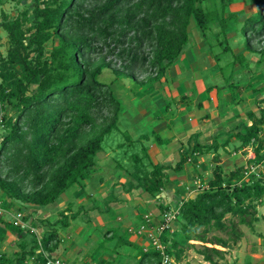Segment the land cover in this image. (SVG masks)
Segmentation results:
<instances>
[{"label":"trees","instance_id":"1","mask_svg":"<svg viewBox=\"0 0 264 264\" xmlns=\"http://www.w3.org/2000/svg\"><path fill=\"white\" fill-rule=\"evenodd\" d=\"M28 1L32 4L29 13L22 9L8 17L0 9V29L7 44L4 55H0V126L5 131L0 137V208L8 211L17 203V210L25 207L33 211L57 205L61 196L69 199L64 208L56 210V215L40 219V238L37 240L33 233L30 245L22 238V228L10 221L3 222L0 217V227L16 236L17 247L9 255L0 252V264H25L27 260L44 264V253L52 252L59 243V228L67 227L68 220H75L83 209V205L72 203L69 193L73 196L101 184L110 187L108 195L112 199L115 185L125 192L140 190L153 200L160 224L164 214L175 212L168 227L157 234L165 255L179 260V245L192 239L200 243L195 253L204 262L215 264V258L222 259L228 243L233 244L240 237L232 221L224 224V216L235 217L237 224L252 226L256 220L254 207L264 198V172L260 176L238 167L222 176L218 152H227L228 147L235 152L251 146L252 164L263 163L264 106L257 105L263 104L264 98L253 97L257 114L247 109L244 119L233 125V132L223 128L208 144L199 141V132L190 134L185 144L179 146L178 160L171 166L152 163L146 152L150 143L165 146L169 139L153 131L147 133L145 127L135 132L132 139L127 130H119L121 103L98 77L106 69L116 80L136 83L137 91L153 89L161 79L168 84L172 78L167 71L188 45L187 27L192 24L201 39L206 40L207 33L212 38L213 44L207 42L205 49L211 53L218 77L224 83L205 84L203 92L216 89L219 97L221 87L228 93L226 102L237 104L243 100L239 94L241 85L226 69L233 72L236 62L238 69L248 70L247 58L242 53L228 56L232 52L225 37L226 30L237 21V12L226 11V4L216 5L215 0ZM251 1L256 4L255 15L243 19L240 31L245 36L243 49L257 56V68L264 63V40L256 43L257 48L251 43L264 37V0ZM213 25L215 31L211 30ZM52 38L55 42L46 50L44 45ZM223 55L226 59L221 63ZM135 71L144 73L145 78L136 80ZM238 79L241 81V76ZM243 86L252 95L257 93L251 82ZM178 90V98L169 99L175 105L187 107L191 99L180 91V86ZM170 103L165 100L161 113L171 110ZM195 107L201 108L199 101ZM153 116L158 119L160 115L155 112ZM116 132L126 143L116 144L122 157L112 158L113 165L106 168L109 178L105 179L102 168L94 167V157L102 151L104 138ZM201 155H209V162L214 165L211 178L193 196H184L185 187L174 186L167 170L179 173L190 159ZM95 170L97 177L92 178ZM170 186L179 199L173 204L160 202L158 195ZM26 218L23 216L22 220ZM212 231L223 232L226 238L207 237ZM125 237L105 229L100 248L92 252L103 250L104 240L115 239L113 249L117 253L121 245H132ZM185 246L193 248L187 242ZM147 247L150 248L137 247L136 264L159 263V251L151 244Z\"/></svg>","mask_w":264,"mask_h":264},{"label":"rangeland","instance_id":"2","mask_svg":"<svg viewBox=\"0 0 264 264\" xmlns=\"http://www.w3.org/2000/svg\"><path fill=\"white\" fill-rule=\"evenodd\" d=\"M216 5H218L219 2L226 4V11L230 12H237L238 18L235 23V25L225 32V37L229 42V47L231 49L232 53H227L228 56H233L237 53H242L247 58V66L248 70L243 71L238 69L239 64L236 62L234 63L232 67V71L226 69L227 72L231 73L232 76H236V83L241 85L239 87V94L241 96H244V107L247 108L250 106L251 110L257 109V107L262 106V103H259L257 107L253 106L252 101L254 102L253 97H257V99L264 98V63H262L259 67L255 68L254 62L256 61L257 56L255 54H247V52L243 49L244 46V40L245 36L244 33L241 32L242 28V21L243 19L247 18L248 16L255 15L256 12V4L252 2L251 0H215ZM258 3L262 0H257ZM209 3V2H208ZM32 7V4L28 0H2V3H0V9L3 10L7 14L8 17H13L17 12H19L22 9H27L28 13L30 12V9ZM256 17V16H255ZM255 17L253 21L255 20ZM247 27H250L249 24H246ZM212 31H215V25L211 27ZM187 32L189 34L188 36V45L184 48L181 56L180 61L179 59L175 61L172 65V67L169 68V71H167L168 77L172 78L174 82L170 86L169 84L163 83V81H160V87L161 89L158 90L157 85H155V92L152 93L151 96L147 95L146 90H136V83L133 81H130L129 79H119L116 80L114 76L110 73V71L104 69L102 70L100 76L98 77V80L103 84H108L110 89L113 91L114 96L119 100L120 104V112H119V122L117 127L122 132L127 130V133L130 135L131 139L136 137L135 132L137 133L140 130H143L142 128H146V132L148 133L152 128L147 124L154 120L155 117L153 116V113L151 114V110L149 111L146 109V105L151 103L154 105L157 109L158 103L156 99H158V92L163 97L166 98V100H170V107L172 109L171 114L164 113L165 116H169L165 118L162 116V121H166L167 119H171L173 115H175V103L172 99H169L168 96L174 97V99L178 98V95H176V86L178 85L176 81H182V90L184 91V94L186 96L190 95V87L193 84L196 92H201L203 90V87L201 85V80L203 84H217L218 86H224L223 79L221 77L216 78V80L213 82V80L210 79L211 74H217L216 68L212 67V56L211 53H209L205 49V44L207 42H212V38L210 37L209 33L208 37H206V40H203L200 38L198 33L193 29L192 24L187 27ZM264 40V37L255 38V40H252V47H258L256 44L258 41ZM55 42V39L52 38L49 40L44 46L45 49L48 50L52 43ZM6 37L5 34L0 29V55L3 56L6 50ZM192 49V50H191ZM195 54L198 58H195ZM233 54V55H232ZM226 55H223L221 63L226 59ZM195 58V59H194ZM109 60V59H108ZM111 62H115L114 59H110ZM227 61H230V58L227 59ZM186 69V71H185ZM208 69V70H206ZM212 70V72H209ZM185 71V72H184ZM182 73V75H180ZM241 76V81L238 79V77ZM135 78L136 80H142L145 78V74L141 73L139 71H135ZM175 78V79H174ZM201 79V80H200ZM200 80V83H199ZM251 82L252 87L255 88L257 93L255 95H252L251 91L244 90L243 85H245L246 82ZM197 85V89H196ZM221 89V87H218ZM132 91H131V90ZM158 90V92H156ZM137 91V92H136ZM216 89L211 90L208 94L203 93L201 94L199 100H204L202 103L203 108L210 114L211 117H213V106L215 105V92ZM221 92V91H220ZM133 93H136L133 95ZM221 94V93H220ZM227 94V93H226ZM225 95V94H224ZM227 96V95H226ZM225 96L226 100L227 97ZM210 97L211 104L205 103L207 99ZM140 98V99H139ZM194 101V100H193ZM196 102V101H195ZM148 103V104H147ZM165 103V102H164ZM193 103V102H192ZM243 104V103H242ZM255 105V104H254ZM243 107V108H244ZM155 109V108H154ZM199 114L201 111H198ZM158 115H161V111L157 112ZM257 114V111H256ZM192 118H191V117ZM186 122L189 125L188 131L184 133V135H181L180 137L182 140L185 138V136H188L191 132H199V141L203 142V140H206V143H210V134L214 133L217 129L216 125L213 123H210V121L202 120L197 121L193 117V111L189 112L186 115ZM1 125V124H0ZM135 126V128H134ZM235 127L231 128V132H233ZM4 130L0 126V137L4 135ZM162 137H167L169 140L171 139L172 135L169 132H164ZM175 139V138H174ZM185 140V139H184ZM124 142L126 143L125 138L119 133H111L110 136H107L104 138L102 143V151L97 153L94 157L95 168L101 167L102 172L101 174L103 176L106 175L107 171L106 168L109 166H112L113 163H111L112 158H119L122 157V150L117 149L115 146L118 143ZM230 143H234L233 139H229ZM173 143V141L171 142ZM151 144V143H150ZM149 144V145H150ZM153 144V143H152ZM147 148V154L149 155L150 159L153 163H163V164H170L171 166L174 165V163L178 160V148L179 143L175 145V142L173 145H168L165 147H156V145H150ZM176 147V149H175ZM230 148L228 147L226 149L227 152H223L219 150L218 152V166L220 167V171L222 173V176H227L228 172H231L232 170H235L238 167H242L245 169V171H250L252 174H258L260 176L263 175L264 172V161L258 166H255L253 163L254 160V154L252 152L251 146H246L243 149L236 150L235 152L229 151ZM229 151V152H228ZM165 154V155H164ZM209 155H201V156H195L192 159H190L189 162L184 164L183 169L179 173H174L170 170H167V173L170 175L169 180L171 183H174V186H184L185 191L184 196H193L196 191L199 189H202L205 187V182L211 178V168L214 165H211L209 162ZM96 170L92 172V178L97 177L96 176ZM109 178V176L106 175L105 179ZM246 180V177L244 178V181ZM122 182V180H121ZM170 188V189H169ZM168 189L163 190L158 196L160 198V202L167 203V204H173L176 202L179 198L175 197V193H173V189L170 186ZM86 192L83 190L79 192L74 193L72 196L71 193L70 199L72 200V203L74 205L80 204L82 201L86 200ZM1 194V192H0ZM182 195V194H181ZM72 196V197H71ZM125 198H129V196L124 195ZM135 196V195H134ZM69 199L68 196L64 195L61 196V201L57 205H51L47 207L42 208H36V209H26L25 207H21L22 210H17L16 204L11 206L8 211H4L2 208H0V217L4 219L3 222H9L12 217H14V214L19 212L24 217L26 216V220L24 223V227H22L23 232V239L28 243L27 245H30L29 241L32 238L31 235L28 232V228L30 226V222H32L34 229H36V234H34L36 237L40 238V233L38 232V228L41 224V218H47L48 216H51V214L56 215V210H60L64 208L65 203ZM138 202L137 200H134V203ZM172 202V203H171ZM140 203V201H139ZM2 205L1 199H0V206ZM112 206V205H110ZM121 209L123 210V205H120ZM172 208V207H170ZM255 209V218L256 220L252 222V226L249 228L245 225L237 224L236 218L225 215L223 222L225 225H229L230 221H232L235 224L236 231L240 233V237L236 239L235 243L231 244L228 243V248L223 253L222 259H214L215 264H264V198L261 199L259 203H257L254 207ZM156 208L152 207L150 204L148 205V211L147 212H153L156 213ZM170 210V209H169ZM172 210V209H171ZM117 211L115 212V214ZM114 213H108L105 215H97L94 214L93 218L90 219V224H98L100 223V220H103V222L108 223L110 221L112 215ZM123 218V217H122ZM120 218L122 226L126 225V228L128 229L131 227V224H128V219H122ZM149 218V216H148ZM43 220V219H42ZM92 221V222H91ZM134 223L133 225L136 227L138 223V218L133 219ZM153 221V220H152ZM153 222L156 223V220ZM109 224V223H108ZM111 224V223H110ZM114 224V223H113ZM86 225V221L84 219L74 220L70 221L68 220V225L65 228V230H62L59 228L58 230V238L59 243L54 250L53 255L50 258L51 260L58 258H64V256L67 255L68 257V264H92L91 260L89 258V255L91 254L92 250L96 251V248H100V243L102 242V236L100 238H97L95 241V236L90 235V239L88 241H82L80 238V234L83 231L84 226ZM111 230L114 228L109 227ZM0 252H4L5 254L9 255L11 252L16 251L17 247L14 243L16 236L14 234H11L5 230H2L0 227ZM27 229V232H26ZM90 229H94L91 227ZM160 229L159 225H153L151 230L145 231L144 226L143 229H140L138 227L139 232L145 233L146 237H139L140 239H137V241L142 243V245L146 248L151 242L152 238L157 239L158 230ZM101 229L95 228V234H102ZM115 229L112 231L114 232ZM131 230V228H130ZM105 231V228L103 229ZM145 231V232H144ZM121 232V230L119 231ZM124 234V233H122ZM211 235H217L223 239L226 238V234L219 231H212L207 234V237H210ZM132 239V237H131ZM101 240V241H100ZM158 240V239H157ZM95 241V242H94ZM100 241V242H97ZM191 244L193 248L186 247L185 243ZM200 243L195 240H188L183 241L179 245V247L182 248L181 256L179 260H174L172 257L169 256V258L172 261V264H208L204 262L200 255L195 253V249L199 247ZM206 246H209L208 244H205ZM217 247V246H215ZM94 248V249H93ZM140 248V247H139ZM150 247H147L149 249ZM138 249V248H134ZM219 249V247H217ZM220 250H222L220 248ZM137 251V250H136ZM56 256V257H55ZM102 256V255H101ZM100 256V257H101ZM102 259H105L106 256L101 257ZM108 259V258H107ZM106 259V260H107ZM66 261V260H65ZM136 259L133 256H127L125 264H136ZM25 264H36V262L32 261H26ZM107 264V263H103Z\"/></svg>","mask_w":264,"mask_h":264},{"label":"crops","instance_id":"3","mask_svg":"<svg viewBox=\"0 0 264 264\" xmlns=\"http://www.w3.org/2000/svg\"><path fill=\"white\" fill-rule=\"evenodd\" d=\"M195 58H196V60L200 59L196 56V54H195ZM177 60H175V61H177ZM179 61H180V59H179ZM212 64H213V62H212ZM212 67L215 68L214 64ZM206 70H208V69H206ZM185 71H186V69H185ZM209 72H212V70H210ZM216 72H217V70H216ZM180 75H182V73H180ZM216 78H218V74H214V73L211 74L210 79L213 80V82L216 80ZM161 80L163 81V79H161ZM183 80L182 81H176L178 84L176 86V90H175L176 95H179V93H180L178 90V87L183 86L182 85ZM200 80H199V83H200ZM173 82H174L173 79L170 82H168L169 86H170V83L172 84ZM163 83H164V81H163ZM193 84H194V82H193ZM193 84L190 87V95H189V98L191 99L190 105H188L187 107H181V106L175 105V107H174L175 108V115H173L171 119H167L166 121H162L161 120L162 116H164L165 118H167L169 116L168 115L165 116L164 113H161V115L159 116L158 119L151 120L147 124V126L149 125L152 128L150 131L157 133L161 138L168 139L167 137H162L164 132H169L172 135L171 139L169 140V142L165 146L173 145L174 142H175V145H177L179 143V146L181 144H185L188 136L193 133V132H191L188 136H185V138H184L185 140L184 139L182 140V138L180 137L181 135H184V133H186L188 131L189 125L186 122V120H187L186 115L189 112L193 111V117L197 121L207 120V121H210V123H213L214 125H216L217 129L214 133L210 134V138H211V137L217 135L220 132V130L223 128L225 131L229 130L228 132H231L230 130L233 127V125L238 123L240 120L244 119V112L247 109L251 110L250 106H248L247 108L244 107L245 106L244 102H243L244 96H241V95L240 96L243 100L237 104L226 102L228 100H226L225 96L226 95L228 96V93H227L226 89H223V90H221V92H220L221 94H219V97H217V95H216L217 93H215V95H214L216 98V100H215L216 102H215V105L213 106L214 115H213V117H211L210 114L202 106V103L204 102V100H202V99L199 100L201 94L204 93L203 91L205 89V84H203L202 80H201V85L203 87V90L201 92H198V93L196 92ZM155 85H157L158 90L161 89L160 85L158 83H156ZM196 89H197V85H196ZM158 90H156V92H158ZM184 91H183V94H184ZM146 92H147V95L151 96V94L152 93L154 94V92H155V86L153 89H147ZM163 96H164L163 94L161 95L158 92V99H156V101L158 103L157 109L151 103H149V104L147 103L148 105H146L147 106L146 109H148L149 111L151 110V114L155 113V112L162 111L163 105L165 104L164 102L166 100V98ZM168 97L172 98L173 100H176V99H174V97H171V96H168ZM198 101L200 102V106H201L200 109H197L195 107V105ZM205 103L211 104L210 97L207 99V101H205ZM253 103L254 102L252 101V104ZM253 106L255 107L254 104H253ZM262 106H264V103L262 104ZM198 111H201L200 114ZM251 111L256 113L257 109H256V111L255 110H251ZM167 112H168V114H170L172 112V109L171 110L168 109ZM167 112H165V113L167 114ZM246 124L248 125L249 122L246 121ZM224 125H225V127H224ZM222 138H224V136ZM172 141H173V143H171ZM218 141H220V140H218ZM203 142L206 143V140L205 141L203 140ZM150 145H155V144L151 143ZM150 145H149V147H150ZM165 146H156V147L161 148V147H165ZM175 149H176V147H175ZM148 157H149V155H148ZM149 159H150V157H149ZM151 162H152V160H151ZM168 176H170V175L168 174ZM168 179H169V177H168ZM85 192H86V194H84V193L83 194L86 195L87 198H86V200H84L80 203L81 205H83V209H82V211H80L77 214L76 219H75V220L84 219L86 221V225L84 226L83 231L80 234L81 242L82 241H88L90 239V235L95 236V241H96L97 238H100L102 236V234L104 233V231H103L104 228L110 229L109 227H112V228L114 227L113 229H115L114 232H115V235L117 237L126 235L125 239L129 243H131L133 246H135V248L140 247L142 250L147 248V247L145 248L142 245V243L139 244V242L137 241V239H140L139 238L140 236L143 238L146 237L145 233L139 232L138 227L144 226L145 231L148 232V230L152 229L153 225H156V224L160 225V222L156 217L158 211L156 210V213L147 212L149 204L152 207L156 208L154 203H153V200H151L150 197L141 193L140 190H131L130 192H125L121 188V186H119V185H115V187L113 188V197H115V199H112V197H110L108 195L110 192V187L104 186L102 184L95 187V189H93V190L85 191ZM124 195L129 196V198H125ZM158 199H160L159 196H158ZM134 200H137L138 202L134 203ZM104 201L108 202L107 205H106V203H104ZM139 201H140V203H139ZM110 205H112V206H110ZM120 205H123V210L121 209ZM116 211H117V213L115 214ZM95 213L97 215H105L108 213L109 214L114 213V214L110 215L111 217H109L110 218V221L108 222L109 224L103 222V220H100V223H98V224H90V219L93 218ZM148 216H149V218H148ZM120 218L128 219V222H129L128 224H131V227H130L131 230H130V228L128 229V227L126 228V225L122 226ZM134 218H138V223H137L136 227L133 225V223H134L133 219ZM152 220L153 221L156 220V223L153 222ZM70 221H74V220H70ZM91 227H93L94 229H90ZM65 228H61V229L65 230ZM95 228L101 229L100 231H102V234L101 235L95 234ZM120 230H121V232H119ZM9 233L13 234L12 232H9ZM122 233H124V234H122ZM131 237H132V239H131ZM100 241H97V242H100ZM114 242H115V239H112V240H109L106 242L104 240V243H103L104 249L103 250L100 249L96 253L91 252V253H94L93 258L90 257V255H89V258L92 259L91 263L93 262L92 264H103V263L125 264L127 256H133V257L135 256L136 249H134V247L132 245H127V244L121 245L120 247H118L117 253H115V251L113 249ZM148 245H149V241H148ZM53 253H54V250L50 253H44V256L45 257L49 256L50 258H52L51 256L53 255ZM100 256L101 257L106 256V258L102 259ZM58 259H59V261L63 262L64 264H68L67 263V261H68L67 255L64 256V258H58Z\"/></svg>","mask_w":264,"mask_h":264},{"label":"built area","instance_id":"4","mask_svg":"<svg viewBox=\"0 0 264 264\" xmlns=\"http://www.w3.org/2000/svg\"><path fill=\"white\" fill-rule=\"evenodd\" d=\"M247 172H250L249 170ZM175 212H168L166 214L163 215V221L162 223L159 225L160 229L158 230V234L165 228L168 227L169 225V222L174 218V214ZM23 218V215L19 212L15 213L14 214V217H12L10 219V223L13 225V226H18L20 228L24 227V221L22 220ZM140 229H143V226H139ZM29 232H32L34 234H36V229H34L33 227L29 226L28 228ZM37 240H39L38 237H36ZM150 244L156 249L159 251V254L161 255V258H160V261L158 264H172V261L171 259L169 258V256L165 255L164 252H163V245L159 243V241L155 238H152L151 239V242ZM44 264H64L63 262L57 260V259H53L51 260L50 258L48 257H45V263Z\"/></svg>","mask_w":264,"mask_h":264}]
</instances>
